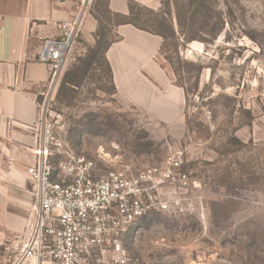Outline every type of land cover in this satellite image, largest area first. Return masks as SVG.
Here are the masks:
<instances>
[{"label": "rangeland", "instance_id": "1", "mask_svg": "<svg viewBox=\"0 0 264 264\" xmlns=\"http://www.w3.org/2000/svg\"><path fill=\"white\" fill-rule=\"evenodd\" d=\"M154 2V9L133 6L131 19L148 31L163 28L158 61L181 92L179 113L120 104L100 59L78 73L77 86L65 84L64 74L88 55L78 35L52 102L58 132L77 155H107L136 169L180 153L183 170L199 182L178 192L192 209L152 211L126 234L128 264H264V0ZM104 3L91 0L86 9L100 18L103 43L116 42L117 19ZM31 191L27 182L26 202L10 208L5 234L14 240L0 245V264L13 260Z\"/></svg>", "mask_w": 264, "mask_h": 264}, {"label": "built area", "instance_id": "2", "mask_svg": "<svg viewBox=\"0 0 264 264\" xmlns=\"http://www.w3.org/2000/svg\"><path fill=\"white\" fill-rule=\"evenodd\" d=\"M90 1L77 0L76 16L58 25L56 37L42 39L35 56L49 75L31 127L33 163L27 180L32 203L10 264H128L123 240L136 223L152 211L192 209V199L178 192L200 188L183 170L180 153L136 169L107 155H77L60 136L61 116L52 102L74 59L82 12Z\"/></svg>", "mask_w": 264, "mask_h": 264}, {"label": "crops", "instance_id": "3", "mask_svg": "<svg viewBox=\"0 0 264 264\" xmlns=\"http://www.w3.org/2000/svg\"><path fill=\"white\" fill-rule=\"evenodd\" d=\"M129 1L150 9L158 4L154 0L106 3L112 13L128 15ZM77 11V0H0V245L14 240L5 234L15 216L10 208L26 202L28 168L33 163L31 127L49 75L35 56L41 40L56 37L58 25L73 20ZM97 28L88 7L82 12L79 39L89 47L95 45ZM115 33L118 40L108 47L105 59L118 102L157 116L167 111L178 114L181 92L169 85L158 61L162 38L129 24L117 26Z\"/></svg>", "mask_w": 264, "mask_h": 264}, {"label": "trees", "instance_id": "4", "mask_svg": "<svg viewBox=\"0 0 264 264\" xmlns=\"http://www.w3.org/2000/svg\"><path fill=\"white\" fill-rule=\"evenodd\" d=\"M104 1H105V3H104L105 13L110 15L112 21L114 19H117V21L114 22L115 27H117L119 25L129 24V25H132L139 30H143V31H146L148 33L157 35V36L161 37L162 40L165 39V34L162 30L163 28L159 31H148V30L142 28L134 20L131 19V16L133 15V6H137V3L133 2V1H129L128 2L129 14L128 15H121V14L112 13L107 8L106 0H104ZM94 17L98 21V28H97V31L95 33V45L88 48V55H86L84 59L79 60L78 66H73L64 74L65 84L77 86L79 83L77 82V80L75 78H76V76H78V73H81V72L85 71L87 68H89L95 62L96 59H100L103 63L106 64L107 70H108V76L111 79V70H110V67H109L106 59H105V52L108 49V47L115 41L110 40L109 42L103 43L102 38H104V33L102 32V26H101L100 18L96 14H94ZM156 18H157L156 23L158 26L166 27L165 25H168L167 19H165L164 15L157 14ZM178 26L180 27L179 22H178ZM112 93L113 94L115 93L114 87H113Z\"/></svg>", "mask_w": 264, "mask_h": 264}, {"label": "water", "instance_id": "5", "mask_svg": "<svg viewBox=\"0 0 264 264\" xmlns=\"http://www.w3.org/2000/svg\"><path fill=\"white\" fill-rule=\"evenodd\" d=\"M19 241H16L15 243L12 244L13 248L17 249L18 248Z\"/></svg>", "mask_w": 264, "mask_h": 264}]
</instances>
